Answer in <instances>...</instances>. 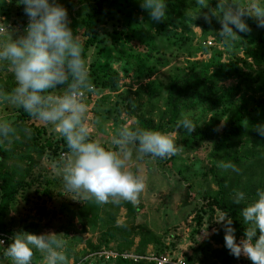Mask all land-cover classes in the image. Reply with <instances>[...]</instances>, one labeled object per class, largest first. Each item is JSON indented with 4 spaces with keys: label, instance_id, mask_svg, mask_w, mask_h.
I'll list each match as a JSON object with an SVG mask.
<instances>
[{
    "label": "rangeland",
    "instance_id": "1",
    "mask_svg": "<svg viewBox=\"0 0 264 264\" xmlns=\"http://www.w3.org/2000/svg\"><path fill=\"white\" fill-rule=\"evenodd\" d=\"M57 2L67 10L70 23L72 20L80 19L96 0H57ZM17 3L19 0L12 3L6 1L4 8L0 9V17H4L12 28L18 29L13 33V38L22 35L28 23L24 6ZM216 3L217 0H209V7L215 8ZM240 3L245 4L247 0H240ZM198 12L194 15L196 16ZM205 13H209V8L202 9L201 14L197 17L205 25L207 31L204 41L203 30L200 26H192L187 23L177 24L175 19H173L175 25H167L163 36H153L154 44L157 48L162 49V53L155 52L152 55L150 53V56L144 59L146 66L156 65L152 75L150 72V79L168 80L176 73V67L182 68L192 60H207L210 56V48H204V46L215 47L226 52L236 50L240 55L236 44L238 40L232 42L231 47L223 45V41L216 35L221 29L217 27L219 21L212 17L211 23L206 22ZM119 17L115 13L110 20L98 23L96 30L99 32L111 31L120 22L121 17ZM243 19L249 26L250 32H237L242 40L251 38L258 27L255 18L244 17ZM208 40L209 44L206 43ZM121 42L126 47L128 46L126 51L129 50V47L135 50L131 44ZM136 48L140 50L139 47ZM106 50L107 53L97 54L96 48L89 46L84 59L89 69L91 82L92 72L96 69H110L116 72V78L107 86L94 85L96 93L88 94L87 98L89 121L99 119V123L94 124L93 127V138L101 139L107 147L115 130L122 124L138 125L135 117L139 112L132 109V106L143 105L146 102L149 89L138 92L136 90L147 80L143 78L146 73L145 69H138L131 62L124 61L125 59L115 60L113 58L114 50L110 45H107ZM226 59L227 54L222 53L220 60L226 61ZM241 69L247 70L243 65ZM256 73L258 74L257 80L251 81L249 84L242 83L241 87L244 88L234 95V98L241 95L245 97L248 108L254 106L255 99L264 96V63L256 69ZM236 81L235 78H229L217 81V84L229 90ZM14 86L13 74L4 64H0V88L11 90ZM18 112V107L0 104V119L12 120ZM26 123L31 131L34 132L35 129L40 131L38 141L58 143L57 156L48 153V148H45L47 153L44 152L41 155H37L34 151H30L28 156L21 155L20 158L10 155L2 164L1 170L9 171L12 166L17 167L22 172L24 180L31 183L29 187L17 190L13 203L4 217L5 229L9 231L11 237L15 232L21 230L32 234L61 233L60 235L66 241L65 252L68 264H108L107 261L93 256V253L102 248L107 249L115 246L114 241L107 244L103 242L105 225L120 224L127 216L125 206L132 205L135 211L130 215L128 222L132 223L134 229L143 230L147 235L154 232L160 236V243L153 247L149 244L146 248L147 251L152 248L160 249L169 255L175 254L185 259L189 258V261L192 262L212 264L211 261L214 260L212 255L206 257V261L191 258L192 251L203 240H207V244H209L208 252L211 248L222 246V238L217 233L221 224L214 223L221 210L215 208L210 210L204 205L202 198L204 191L215 189L207 170L209 167L208 158L203 152L188 150L183 146V151L180 154L169 158L152 159L146 156L143 160H137L135 151H133V159L129 162V166L134 173L144 179L146 184L138 202L135 205L126 201L119 204L111 202L97 204L94 199H85L82 194L68 191L64 187L62 177L56 174L57 161L68 152L64 139L51 125L43 124L33 118L26 120ZM220 127L221 122L219 129ZM169 133L176 134L177 142L178 132ZM187 183H191V191L188 190ZM46 188L47 191L44 192ZM116 205L118 206L113 214V208ZM99 206L102 209H99ZM107 214L108 216L105 217ZM136 240L137 236L134 237V241ZM197 257L199 259L201 254ZM0 264H11V260L5 255V252L0 255ZM33 264H42V256L35 250ZM230 264H251V261L241 255L239 258L234 257Z\"/></svg>",
    "mask_w": 264,
    "mask_h": 264
},
{
    "label": "clouds",
    "instance_id": "2",
    "mask_svg": "<svg viewBox=\"0 0 264 264\" xmlns=\"http://www.w3.org/2000/svg\"><path fill=\"white\" fill-rule=\"evenodd\" d=\"M17 4L24 6L28 17L22 35L13 38L18 29L0 17V64L15 80L11 90L0 88V104L23 109L34 120L51 125L64 139L68 152L60 157L55 169L68 191L94 199L97 204L126 201L135 205L146 184L129 166L133 151L137 160L146 156L165 159L180 154L183 145L177 144L176 134L128 124L115 130L107 147L101 139L93 138V127L99 119L89 121L87 98L96 93V88L89 77L83 46L69 27L67 10L57 0H19ZM196 5L199 12L194 20L202 9L209 8L210 14L205 13L204 19L211 23L215 17L219 21L222 27L216 35L229 47L234 41H243L237 32H250L244 17H253L259 27H264V0H247L245 4L217 0L215 8L209 7V0H196ZM140 6L150 21L167 19L165 0H140ZM58 86L63 87L57 90ZM191 115L181 114L177 130L183 129L187 135L195 131L197 125ZM255 130L264 136V125L255 126ZM23 131L31 135L30 128ZM16 133L12 120L0 119V141H10ZM217 167L239 172L231 161L222 160ZM246 199L245 192L234 189L233 203L242 205ZM240 215L246 227L238 242L228 211L221 210L214 222L224 229L225 247L236 258L243 255L251 264H264V189H256L255 197L242 207ZM60 234L21 230L13 234L7 247L3 240L0 246L11 264H33L34 250L41 254L42 264H68L66 241Z\"/></svg>",
    "mask_w": 264,
    "mask_h": 264
},
{
    "label": "trees",
    "instance_id": "3",
    "mask_svg": "<svg viewBox=\"0 0 264 264\" xmlns=\"http://www.w3.org/2000/svg\"><path fill=\"white\" fill-rule=\"evenodd\" d=\"M6 1L0 0V9L4 8ZM16 1L12 0V2ZM165 2L168 5L167 19L155 22L149 20L147 11L140 6V0H96L80 19L72 20L69 27L83 46V56L86 55L89 46L95 47L98 54L107 53V45H110L114 50L115 60L125 59L124 61L131 62L138 69L146 70L143 78L147 80L136 90L137 92L149 90L143 105L132 106V109L139 112L135 120L140 127L146 129L176 131L179 135L178 145L205 154L209 162L208 174L215 189H207L202 193L204 205L210 210L215 208L228 211L233 221L232 226L236 229L235 236L238 242L246 227L240 215L241 209L255 197L257 188L264 189V136L255 130V126L264 125V96L255 99L254 106L248 108L245 97L241 95L234 98V95L244 88L241 87L242 83L249 84L258 78L256 69L264 63V27L258 26L251 38L236 42L240 55L236 50L226 52L204 46L210 48V56L207 60H192L182 68L176 67V73L168 80L150 79V72L152 75L156 65L146 66L144 59L148 58L150 53L151 55L155 52L162 53V49L154 44L153 36H163L167 25H175L173 19L177 20V24L200 26L203 30V41L207 34L205 25L197 18L194 20V14L199 10L196 0H165ZM115 13L121 17L117 27H113L109 32L96 30L98 23L110 20ZM217 27L222 26L217 23ZM121 41L131 44L135 50L129 47L126 51L128 46L126 47ZM222 43L225 45L224 42ZM222 53L227 54L226 61L220 60ZM242 65L247 69L246 71L241 69ZM115 78L116 72L110 69H96L92 72V82L95 86L105 87ZM229 78L237 79L229 90L217 84V81ZM60 87L63 86L57 88ZM18 111L16 117L12 119L17 128L16 135L11 137L10 141H0V231L9 236L7 245L11 234L5 229L4 217L13 203L17 190L29 187L31 183L24 180L22 172L17 167L12 166L9 171L1 170L2 164L10 155L20 158L23 155L28 156L30 151L41 155L47 153L45 148H48V153L57 156L58 148V143L38 141L40 132L38 129L31 131L30 136L25 134L23 129L29 128L26 120H30L31 117L21 108H18ZM182 113H191V119L197 125L195 131L188 135L185 130H177L176 127ZM222 160L234 163L239 168V172L218 168L217 165ZM186 186L188 190H192L191 183H187ZM234 189L245 192L247 199L242 205L232 202ZM46 191L47 188L44 192ZM117 206L113 208V214ZM99 207L102 209L101 206ZM125 207L127 216L120 224L105 225L103 242L107 244L114 241L115 246L112 249L117 251L132 250L134 253L143 254L149 244L153 247L160 243V236L154 232L147 235L143 230L134 229L128 220L135 208L132 205ZM217 233L222 238L221 247L211 248L208 252L209 244L207 240H203L192 251L191 258L206 261V257L212 255L214 257L212 264H230L234 256L225 247L222 225ZM257 235H259L258 231ZM135 236H137L136 241H134ZM131 247L133 248L130 249ZM150 251L155 255L162 253L160 249L152 248ZM4 252V247H0V255ZM199 254L201 257L198 259ZM185 260L192 262L189 258ZM104 261L108 264H154L147 260L133 262L121 258Z\"/></svg>",
    "mask_w": 264,
    "mask_h": 264
},
{
    "label": "built area",
    "instance_id": "4",
    "mask_svg": "<svg viewBox=\"0 0 264 264\" xmlns=\"http://www.w3.org/2000/svg\"><path fill=\"white\" fill-rule=\"evenodd\" d=\"M206 43H210V41H206ZM9 239V236L3 232L0 231V240L4 241V247L7 245V240ZM3 247V246H0ZM97 256L98 258H101L103 260H113L116 258H121L124 260H130L133 262H136L138 260H147L152 261L154 264H202L197 262H188L180 255H169L165 252L159 253V254H153L151 251H146L143 254H137L134 253L132 250L129 251H117L116 249L107 248V249H99L93 253V256Z\"/></svg>",
    "mask_w": 264,
    "mask_h": 264
}]
</instances>
